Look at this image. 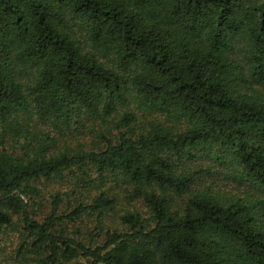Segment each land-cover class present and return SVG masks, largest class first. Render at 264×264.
<instances>
[{"label":"trees","instance_id":"trees-1","mask_svg":"<svg viewBox=\"0 0 264 264\" xmlns=\"http://www.w3.org/2000/svg\"><path fill=\"white\" fill-rule=\"evenodd\" d=\"M0 264H264V0H0Z\"/></svg>","mask_w":264,"mask_h":264}]
</instances>
